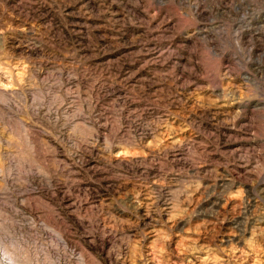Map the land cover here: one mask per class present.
<instances>
[{"label":"rangeland","instance_id":"1","mask_svg":"<svg viewBox=\"0 0 264 264\" xmlns=\"http://www.w3.org/2000/svg\"><path fill=\"white\" fill-rule=\"evenodd\" d=\"M0 264H264V0H0Z\"/></svg>","mask_w":264,"mask_h":264}]
</instances>
